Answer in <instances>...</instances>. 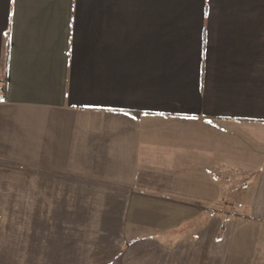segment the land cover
<instances>
[{
  "label": "crops",
  "instance_id": "crops-1",
  "mask_svg": "<svg viewBox=\"0 0 264 264\" xmlns=\"http://www.w3.org/2000/svg\"><path fill=\"white\" fill-rule=\"evenodd\" d=\"M0 264H264V0H0Z\"/></svg>",
  "mask_w": 264,
  "mask_h": 264
},
{
  "label": "rangeland",
  "instance_id": "rangeland-1",
  "mask_svg": "<svg viewBox=\"0 0 264 264\" xmlns=\"http://www.w3.org/2000/svg\"><path fill=\"white\" fill-rule=\"evenodd\" d=\"M228 196V195H227ZM235 195L230 194V198L234 197Z\"/></svg>",
  "mask_w": 264,
  "mask_h": 264
},
{
  "label": "trees",
  "instance_id": "trees-1",
  "mask_svg": "<svg viewBox=\"0 0 264 264\" xmlns=\"http://www.w3.org/2000/svg\"><path fill=\"white\" fill-rule=\"evenodd\" d=\"M138 115V114H137Z\"/></svg>",
  "mask_w": 264,
  "mask_h": 264
}]
</instances>
